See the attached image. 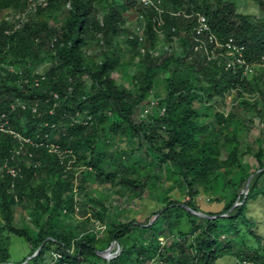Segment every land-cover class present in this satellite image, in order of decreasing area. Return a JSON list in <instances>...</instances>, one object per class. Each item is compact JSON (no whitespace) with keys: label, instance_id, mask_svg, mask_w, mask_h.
<instances>
[{"label":"trees","instance_id":"1","mask_svg":"<svg viewBox=\"0 0 264 264\" xmlns=\"http://www.w3.org/2000/svg\"><path fill=\"white\" fill-rule=\"evenodd\" d=\"M117 1L46 0L34 7L36 20L30 19L19 27L16 23L20 20L11 23L15 19L9 21L4 17L0 21V59L10 65L6 75L0 73V117L12 101L20 98L30 99L32 106L37 103L41 113H48L57 104L63 110L56 108L57 114L46 116L38 112L34 115L39 116L29 121L27 127L15 120V127L37 145L26 144L28 162L17 161L14 155L19 143L11 135L7 134L0 143V165L21 163L18 175H11L5 167L0 178V264H217L216 261L226 255L237 258L236 264H264V211L257 213L253 208L260 198L264 204L263 147L255 155L259 167L253 172L245 168L239 157V127L234 122L235 115L232 111L209 114L207 109L205 112L196 109L194 102L202 100L206 92H200L196 82L176 78L180 65L163 80L168 94L160 103L165 113L158 112L156 125L135 120V109L145 100L154 78L162 68L180 63L179 58L167 57L158 64L150 59L148 51L142 60L144 63L149 59L146 71L136 78L134 86L121 88L113 77L124 45L134 50L129 56L134 61L141 56V45L149 50L157 44L156 18L166 24L167 42L185 36L187 46L194 49L198 42L199 13H202L220 38H233L244 47L249 70L244 73V67L228 68L222 58L206 61L197 68V57L190 64V73L197 70L204 75L208 82L205 90L249 91L251 86L245 81V75L264 61V20L253 22L250 16L239 12L231 0H162L160 6L123 0L124 9L137 6L143 13L145 43L140 44L124 27L125 20ZM253 1L264 11V0ZM105 2L107 12L100 19ZM30 8L28 0H0V13L13 10L22 14ZM95 47H99V54L92 55L89 52ZM49 59L53 63L48 71L43 75L36 73ZM86 77L91 80L90 86ZM64 116L68 121L75 116L77 122L53 131L52 125L62 118L66 120ZM88 117H92L93 122L89 126L83 123ZM210 117L212 121H208ZM9 123L14 121L10 119ZM161 127L166 128L165 134H159ZM121 131L130 132L136 139L133 143L137 144L129 155L135 163L128 170L121 160L127 152L117 151L108 159L106 142H103L104 137L109 139ZM47 134L62 151L82 154L99 183L115 182L118 177L117 173L104 171L109 161L111 169L125 171L120 181L124 187L134 189L136 194L147 189L158 190L164 182L160 173L140 179L142 171L151 166L147 158L150 156L163 165V176L170 189L150 198L156 200L157 206L144 223L115 218L106 222L109 207L102 200L91 199L101 206L97 217L104 227L98 235L93 230L83 231L81 225L73 221L75 200L69 194L72 184L63 177L67 158L62 160L42 146L41 141ZM14 141L16 145L12 148ZM143 147L146 157L137 155ZM223 148L227 150L225 157ZM31 162L40 165L34 166ZM238 167L243 170L237 179L239 191L220 194L234 180ZM68 172L70 176L74 170ZM43 173L47 178L37 182ZM251 175L248 193L242 192ZM176 190L183 194L184 200L177 196ZM202 195L223 203L222 209L202 210L199 202ZM18 203L36 208L32 221L16 224L14 206ZM167 224L170 229L164 233L163 227ZM6 233L22 237L29 246V254L21 261L11 260L10 237ZM114 241L122 247L120 254L110 260L100 255Z\"/></svg>","mask_w":264,"mask_h":264},{"label":"rangeland","instance_id":"2","mask_svg":"<svg viewBox=\"0 0 264 264\" xmlns=\"http://www.w3.org/2000/svg\"><path fill=\"white\" fill-rule=\"evenodd\" d=\"M28 1L29 4H31V8L26 12L23 11L22 14H19L13 10L5 11L4 13H0V21L4 17H7L9 21L15 19V21L11 23L20 20L16 23L17 27H19L20 25H23L24 22H27L30 19L36 20L34 7L37 4L45 2L46 0ZM231 1H233L237 5L239 12L250 16L253 22L264 20V11L260 8L259 4L256 1ZM116 3L120 7L122 16L125 20L124 27L128 28L132 32L131 37H135L140 44L142 42L145 43V35L143 31L145 20L143 13L139 11V8L137 6L135 8L124 9L123 7H125V4L123 6V0H118ZM202 4L203 1H200L199 5ZM105 12H107L106 2L102 7L100 19L103 18ZM156 22L157 26L155 27V31L157 33V44L151 47L149 50H147L145 46L141 45V56H138L136 59H134V61H132L129 57L132 53H134V50L130 48L129 45H124L125 47L122 53L119 55V59H117L116 69L113 73V77L116 79V82L118 83V85H120L121 88H129L131 86H134L136 78H138L142 73L146 71V63L149 62V59H147L144 63L143 61L145 60L148 51L151 54L150 59H153L158 64H161L167 57L179 58L180 63L174 62L170 64L167 69L162 68L159 71L157 76L154 78V85L152 86L149 93L145 96V100L140 103L135 109V120L146 125H156L154 120L158 117V112L161 115L165 113V107L160 103H162L163 97L168 94L166 89V81L164 83L163 80L164 78L167 79L168 77H170L176 67L180 65L181 69L177 72L176 78L181 79V81H190V83L196 82L200 87V92H206L205 97L202 100L194 102V107L196 109H202L203 112H205L204 109H207V113L209 114L216 113L219 110L224 111L225 113H229L230 111L233 112V114L235 115L234 122L236 123L237 127H239V157L242 161V165H244L245 168L247 167L252 172L255 171L259 167V163L255 155L257 151H259L260 147H263L264 150V61L260 64L254 65L252 71H249V73L245 75L247 76V78H245V81H248L247 83L251 86V89L249 91L240 92L237 89L230 88L225 93H220L216 92L213 88L205 90V86L208 85V82L204 78V75L197 70L194 71V74H191L190 72L192 71V68L190 64H192V62H194V59L198 57L199 60L197 61V68H200L202 63L211 59H217L219 58V55H214L213 53L209 52L206 48L203 47L201 41L196 42L194 49H191L187 46L188 38L185 36L175 39L174 42H167L165 39L167 31L166 24L159 18H156ZM123 38H125V36H123ZM98 51L99 47H95L91 49V52L89 53L95 55ZM216 51H222L226 54L227 57L221 56L223 60H230V55L232 54H227L228 52H226L225 49L221 47V45L217 47ZM52 63L53 60L49 59L39 66L36 73L41 75L45 74ZM9 66V64L4 62V66H2V69H0V73L6 75L10 71ZM85 81L88 86L91 85V80L89 79V77H86ZM200 81H202L203 86H200ZM241 94L243 95L241 96ZM20 99H23L24 103L18 105V99L12 101L7 106V110L5 111V113H3L0 117V128L4 127L5 129H0V143L3 142V138L6 137L7 134L11 135L15 141L18 140L19 146L15 148L16 143L14 141V145L12 146V148L14 147L15 149L19 150V153H21V155L19 156V154L16 153V155L14 156L17 158V161H20L22 163L23 161H29V159L27 160L25 157V152L27 150L26 144H32L30 141L32 139L28 136H24L22 134L23 132L15 127V120L21 126L23 125L27 127L28 122L37 118L40 114L42 116H46L47 114L55 115L57 114L56 108L59 111L63 110L61 106L57 104L55 108L48 110V113L47 111L41 113L39 112L40 107L37 103L36 105L32 106L30 99ZM244 100L247 102L243 103ZM12 106H14V108ZM36 113H38L39 115H34ZM4 114H6V116H4ZM64 117L67 118V116ZM72 117L73 118L70 121H68V118L66 120L62 118V120L54 123L52 125L53 131H60L63 127L67 128L68 126L75 124L77 122L75 120L76 117ZM10 119L14 121L13 124L9 123ZM212 120L213 118H208V121ZM83 123L88 126L92 125V117H88L84 120ZM46 124H48V122ZM165 129L166 128L161 127L159 130V134H165ZM129 134L131 133L127 131H121L120 133L114 135L113 137H110L109 139H107V137L103 138V142H106V149L108 150V159H110L117 151L127 152L123 154L121 158V160H124V162L126 163L127 170L135 163L133 159L129 157L131 149L133 147H137V144L133 143L135 137ZM135 141L136 139L134 140V142ZM41 143L42 146H45L53 155H58L62 160H65L67 158V168L63 172V177L68 183L72 184L69 194L72 195L75 200L74 214L76 215V217L73 221L76 224H80L83 231L93 230L94 234L98 235V233L104 227V225L101 224L100 218L97 217V211L99 210L98 208L101 206L98 205V203L92 202V200L95 198L102 200L103 203H105V205L109 207L108 212L106 213L108 215V218L106 216L104 218L106 222L115 218L116 220L123 222H129L136 219L138 222L140 221V223H144L153 215L151 214V212L157 206L155 202L156 200L151 199L156 198L158 194H160V192L162 193L164 190L170 189L168 181H165V176H163V165H160V163L153 161L152 157L147 156L145 147H143L141 150H138L137 155L140 154L141 157L147 156L148 160L151 163V166L147 167V170L144 169L142 171V176L140 177V179L144 180L146 176H149L153 173H160L164 182L162 184V187L158 190L151 191L147 189L142 194H136L134 192V189L132 190L131 188L124 187L120 182L125 171L111 169V166L108 164L109 161L107 162L104 171L117 173L118 177L115 182L99 183L95 180L96 173L92 170V167L90 165H87L86 161L82 159V154L78 155L68 150L62 151L59 144L54 142V139L50 134H47L45 139H43ZM32 146L37 147L35 143H33ZM9 151H11V149ZM222 155L224 157L227 155V150L224 148L222 149ZM19 163L15 167L10 166L5 170L9 172V169H12L11 174L13 171L17 173L18 169L21 168V163ZM31 163L33 164V162ZM37 164L33 165H40V163ZM140 164L143 163L141 162ZM72 169L74 170V172L69 176L68 170ZM129 172L131 173L133 172V170H130ZM3 174L4 169L3 167H0V178L3 177ZM242 174L243 170L238 167L237 171L235 172L234 180L229 182L226 187L223 188L219 193L230 194L232 192L239 191V184L237 183V179ZM46 176L47 174L43 173L41 178L37 179V182H43L47 178ZM261 187L264 189V180L261 182ZM245 189L246 186L244 187V189L242 188V192H244ZM182 195L183 194L180 191L177 192V196H179L180 199L184 200L185 197ZM199 202L200 208L205 211L216 212L223 207V203L214 202L212 198L208 196L202 195L199 199ZM258 206H260V208H257ZM253 208L257 213L264 211V204L262 203L261 198L256 202ZM14 209L17 225H23L24 223L32 221V219L37 214L36 208L27 203H18L14 206ZM196 213L200 214V216H205L203 215L204 213ZM87 217L90 218V221H86ZM167 226L168 224L163 227L164 233H167V231L170 229V227ZM156 230H158V226L156 227ZM159 231L163 233L161 229ZM5 235L10 237L9 251L11 253L12 261H21L26 255L29 254L30 248L22 237L13 233H6ZM162 239L164 241V238ZM216 263L236 264L238 263V260L234 256L226 255L218 259Z\"/></svg>","mask_w":264,"mask_h":264},{"label":"built area","instance_id":"3","mask_svg":"<svg viewBox=\"0 0 264 264\" xmlns=\"http://www.w3.org/2000/svg\"><path fill=\"white\" fill-rule=\"evenodd\" d=\"M145 6L148 5H157L160 6L162 4V0H140ZM177 14H181V11H179ZM198 27L196 30V39L198 41H201L203 44V47L206 48L209 52L213 53L214 55H219V58L217 59H221V56H226L225 53H223L222 51H216L217 47L219 45H221V47L223 49H225L226 52H228L227 54L231 53L232 55H230V60L228 59L227 61L225 60V62L227 63V67L228 68H237V67H244V73H247V71L249 70V64L247 63L246 58L244 57V47L242 45H239L233 38H229L228 40H223L222 38H220L216 32L211 28V26L209 25L208 21H207V17L202 14L199 13V18H198ZM217 36V37H216ZM227 57V56H226ZM264 58V57H263ZM211 60H215V59H211ZM4 66L3 62L0 59V68ZM39 82H37L36 84L38 85ZM18 105L24 103L23 99H18ZM15 104V103H14ZM14 108V106H12ZM4 116H6V114H4ZM1 130H5L4 127L0 128ZM31 141V140H30ZM17 153L19 154V150L16 149ZM10 163L6 162L3 166V169L9 168ZM15 167V166H14ZM11 170L9 169V172L11 174ZM20 172V169H18L17 173H15L14 171L12 172L13 176L18 175V173ZM11 174V175H12ZM119 247V246H118ZM116 248L115 252L113 253L112 257H115L119 254L120 252V248Z\"/></svg>","mask_w":264,"mask_h":264},{"label":"water","instance_id":"4","mask_svg":"<svg viewBox=\"0 0 264 264\" xmlns=\"http://www.w3.org/2000/svg\"><path fill=\"white\" fill-rule=\"evenodd\" d=\"M252 177H253V175H251L248 178V182H247V185H246V189L244 191L245 193H248V189L250 187V183H251ZM201 214H203V213H201ZM203 215H205V214H203ZM114 245H115V242H113L112 245L109 248H107L106 250L101 251L100 252V255H102L103 257H105L107 259H110V257L113 255L112 249L114 248Z\"/></svg>","mask_w":264,"mask_h":264},{"label":"clouds","instance_id":"5","mask_svg":"<svg viewBox=\"0 0 264 264\" xmlns=\"http://www.w3.org/2000/svg\"><path fill=\"white\" fill-rule=\"evenodd\" d=\"M118 246H119V247H118ZM117 247L120 248V252H121L122 247H120V245H119L117 242H115L114 248L112 249V253L115 252V250H116ZM106 249H107V248H106ZM106 249H105V250H106ZM103 251H104V250H103ZM120 252H119V254H120ZM119 254H118V255H119ZM115 257H116V256H115ZM115 257H112V256H111L110 259H113V258H115ZM106 259H107V258H106ZM110 259H109V260H110Z\"/></svg>","mask_w":264,"mask_h":264}]
</instances>
